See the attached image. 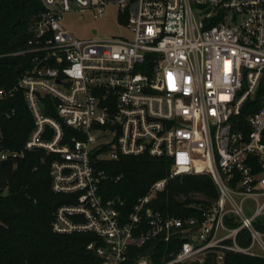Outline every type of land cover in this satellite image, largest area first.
<instances>
[{"label":"built area","instance_id":"2783aa9c","mask_svg":"<svg viewBox=\"0 0 264 264\" xmlns=\"http://www.w3.org/2000/svg\"><path fill=\"white\" fill-rule=\"evenodd\" d=\"M41 2L17 52L31 63L13 86L0 88V161L31 151L53 156L52 190L70 201L56 209L52 230L95 235L86 248L96 264L263 258L264 0ZM110 6L131 39H79L63 26L71 11L100 19ZM20 93L34 124L24 145L11 148L3 121L16 115L11 102ZM258 95L262 103L244 125L246 103ZM139 155L169 158V171L125 213L123 200L103 198L107 175L98 165ZM199 174L210 176L216 196L198 215L152 207L168 180ZM244 231L247 247L238 243ZM134 248L144 252L132 255Z\"/></svg>","mask_w":264,"mask_h":264},{"label":"trees","instance_id":"16d2710c","mask_svg":"<svg viewBox=\"0 0 264 264\" xmlns=\"http://www.w3.org/2000/svg\"><path fill=\"white\" fill-rule=\"evenodd\" d=\"M43 9L41 0H0V88L13 86L31 63L30 54H18L26 47L28 26ZM262 103L258 95L246 103L240 120L245 125L248 113ZM17 110L4 119V144L20 148L33 128V117L18 94L11 102ZM53 156L43 151L28 152L16 162L0 161V264H96L94 252L86 245L96 239L91 234L55 233L51 223L58 206L70 201L67 195L53 192L50 168ZM169 158L139 155L122 156L116 161L100 162L98 168L106 179L100 183L105 200L119 198L122 210L129 213L154 181L169 171ZM214 199L216 190L209 175H183L168 180L167 187L153 199L152 207L163 214L184 218L198 215L205 200ZM250 238L244 231L238 243L247 247ZM164 246H161V250ZM144 249H132L136 255ZM222 264H264V257L242 253L228 254Z\"/></svg>","mask_w":264,"mask_h":264},{"label":"rangeland","instance_id":"374dc122","mask_svg":"<svg viewBox=\"0 0 264 264\" xmlns=\"http://www.w3.org/2000/svg\"><path fill=\"white\" fill-rule=\"evenodd\" d=\"M198 19H202V16L199 14ZM63 26L79 39H87L91 37L115 39L132 38V33L125 27L124 18L121 13H119L116 6L108 7L103 17L100 19L94 18L91 11H71L63 15ZM92 30H95L97 34H94ZM193 198L196 200H205L206 202L211 200L200 194L194 195ZM248 205L249 201H246V210ZM254 249L257 253H261L258 246Z\"/></svg>","mask_w":264,"mask_h":264},{"label":"water","instance_id":"95a60500","mask_svg":"<svg viewBox=\"0 0 264 264\" xmlns=\"http://www.w3.org/2000/svg\"><path fill=\"white\" fill-rule=\"evenodd\" d=\"M207 11H208V10H207ZM207 11H206V12H207ZM92 32H94V30H93ZM94 33H95V32H94Z\"/></svg>","mask_w":264,"mask_h":264}]
</instances>
